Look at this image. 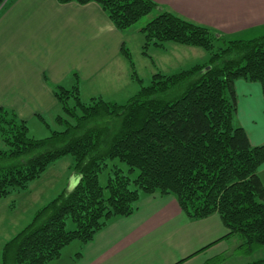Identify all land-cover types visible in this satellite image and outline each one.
<instances>
[{"label":"trees","instance_id":"obj_1","mask_svg":"<svg viewBox=\"0 0 264 264\" xmlns=\"http://www.w3.org/2000/svg\"><path fill=\"white\" fill-rule=\"evenodd\" d=\"M14 1L0 0V15ZM56 1L95 3L117 31L157 12L139 30L145 57L151 59L150 49L171 43L202 49L207 60L171 74H153L149 85H140L124 105L100 97L82 102L73 74L69 89H52L59 110L55 122L63 130L41 140L28 135L26 121L0 108V161H6L0 163V199L27 191L67 156L76 184L39 208L5 242L1 264H49L64 247L89 243L112 220L131 216L139 200L154 194L174 197L189 220L217 214L226 237L238 239V255L264 252V187L257 175L264 143L252 146L245 131L234 125L237 80L259 84L264 101V36L231 40L152 0ZM121 54L131 79L141 84L124 44ZM103 171L106 182L101 186ZM245 264H264V257Z\"/></svg>","mask_w":264,"mask_h":264},{"label":"crops","instance_id":"obj_2","mask_svg":"<svg viewBox=\"0 0 264 264\" xmlns=\"http://www.w3.org/2000/svg\"><path fill=\"white\" fill-rule=\"evenodd\" d=\"M152 1L227 38L251 40L264 36V0ZM126 31H117L95 3L15 0L0 15V108L13 111L26 122L40 120L57 110L53 87L69 89L76 74L81 95L84 83L102 73L112 61L122 59ZM121 63L113 77L119 76L126 85L135 82L130 69L128 72ZM234 91V125L245 131L252 146L263 144L264 101L260 85L237 80ZM257 175L264 187V163ZM24 192L27 191L12 196ZM7 198L0 199V203ZM15 206L13 200L8 208L13 212ZM19 222L17 219L0 227V234H8L0 239L1 250L21 230L16 229ZM227 234L217 214L189 220L174 197L154 194L139 200L131 216L112 220L89 243L67 245L73 247L69 251L64 247L49 264H206L215 258L223 259L220 264H240L244 257L235 253L239 241ZM256 258L260 256L250 262Z\"/></svg>","mask_w":264,"mask_h":264},{"label":"rangeland","instance_id":"obj_3","mask_svg":"<svg viewBox=\"0 0 264 264\" xmlns=\"http://www.w3.org/2000/svg\"><path fill=\"white\" fill-rule=\"evenodd\" d=\"M156 14L157 12H153L149 16L141 19L137 24L128 29L125 35L127 37L126 48L128 49L131 61L134 64L136 75L141 81V84H139L137 81H129L130 83L126 85V82H123V80H121L119 76L116 75L115 77H113L115 73L114 69L117 71V64L118 62L121 63V61L123 62V64L121 63V65H123V67H125V69L129 72L128 62L123 57H121L122 59L119 58L117 61H112L106 67L107 71L106 69L103 70V72L99 73L95 78L83 84L80 95L82 102L86 103L89 101L90 97H97L98 95H101L104 101L114 102L115 100L117 101L115 103L124 105L130 97L138 92L140 85H142L143 87L149 85L151 76L153 74L157 72L171 74L178 71L179 69L187 68L196 63H202L207 60V54L202 49L184 47L171 43L166 44V48L168 49L167 52H160L157 49H150L149 55L151 59L145 57L142 54V45L144 43L143 36L139 32V30L150 19L154 18ZM228 39L235 40L236 38ZM241 40H249V38L244 37L241 38ZM121 84H124L126 86L118 89ZM58 114L59 110L57 108V110H52L50 111V113L43 115L45 124L40 120H36V118L32 121H28V135L34 139L41 140L49 137L53 131L63 130V128L57 125L55 122V117ZM5 162L6 161H0V163ZM72 164V158L69 156L58 160L56 163L48 167L38 180L30 184L27 192L19 195H11V197H8L4 201H1L0 227L2 225L12 223L18 219V221L20 220V222L16 225V229H22L32 220L35 212L39 208L49 203L59 194L70 192L76 185L73 184L75 174L72 171ZM119 165L125 172L127 171V167L124 164ZM105 175L106 171H103L99 176V182L101 186L105 185ZM134 175H136V173H134ZM13 200H15L16 206L13 212H11L8 206H10ZM24 213L29 215V218L28 216L24 215ZM67 227L68 229L73 228L71 223H68ZM6 235H8L7 232L4 234L1 233L0 239L6 237ZM78 243V241H74V243H71V245L68 246H75V244ZM66 248H69V251L72 250L71 248L73 247ZM235 253L236 255H238L237 251H235ZM262 255L264 257V252L260 251L252 258H242V262H240V264L248 263L258 256H260L261 258Z\"/></svg>","mask_w":264,"mask_h":264}]
</instances>
